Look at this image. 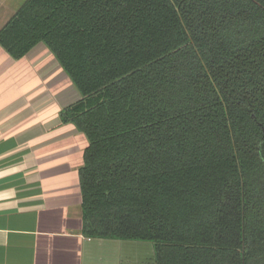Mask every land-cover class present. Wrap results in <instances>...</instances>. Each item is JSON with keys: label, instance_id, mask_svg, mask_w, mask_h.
<instances>
[{"label": "trees", "instance_id": "16d2710c", "mask_svg": "<svg viewBox=\"0 0 264 264\" xmlns=\"http://www.w3.org/2000/svg\"><path fill=\"white\" fill-rule=\"evenodd\" d=\"M39 42L80 93L85 236L264 264V0H25L0 45Z\"/></svg>", "mask_w": 264, "mask_h": 264}, {"label": "crops", "instance_id": "0c3cea01", "mask_svg": "<svg viewBox=\"0 0 264 264\" xmlns=\"http://www.w3.org/2000/svg\"><path fill=\"white\" fill-rule=\"evenodd\" d=\"M24 1L0 0V29ZM79 98L43 42L19 59L0 45V264H124L113 249L123 240L82 233L88 140L60 117Z\"/></svg>", "mask_w": 264, "mask_h": 264}, {"label": "rangeland", "instance_id": "374dc122", "mask_svg": "<svg viewBox=\"0 0 264 264\" xmlns=\"http://www.w3.org/2000/svg\"><path fill=\"white\" fill-rule=\"evenodd\" d=\"M113 249L119 251V255L123 256L124 264L127 257H134L133 264H153L154 247L150 241H124V243H115ZM106 255L107 248L103 251Z\"/></svg>", "mask_w": 264, "mask_h": 264}]
</instances>
